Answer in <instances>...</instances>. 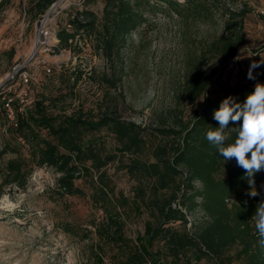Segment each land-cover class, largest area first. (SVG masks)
<instances>
[{"label":"rangeland","instance_id":"374dc122","mask_svg":"<svg viewBox=\"0 0 264 264\" xmlns=\"http://www.w3.org/2000/svg\"><path fill=\"white\" fill-rule=\"evenodd\" d=\"M54 4L39 16L32 0H0V98H12L27 108L47 100L55 114L81 113L98 119L108 113L140 126L145 143L140 152L128 154L109 129L88 133L87 143L116 158L101 172L83 173L76 181L81 192L76 195L59 189L60 174L55 169L31 164L25 187L10 186L0 196V264H95L94 254L104 248L97 231L107 215L94 186L109 185L114 190L111 211L120 215L126 236L136 240L143 235L147 222L155 219L151 204L155 179L132 169L135 162L154 163L155 150L174 140L159 130H179L190 122L201 111L205 96L216 95L226 85L255 86L256 79L247 78L249 66L264 58V19L245 0H226L215 7L213 16L198 21L170 15L161 5L145 15L147 21L111 60L97 47L98 32L80 34L68 50L59 51L55 39L60 29L74 31L70 23L80 12H92L100 22L104 0H55ZM240 4L248 14L232 19L231 6ZM45 23L53 39L41 36ZM230 32L244 34L245 40L238 56L221 65V57L209 50ZM217 67L207 94L192 103L188 89L195 74ZM258 69L253 70L256 77ZM24 72L30 79L27 86L20 81ZM8 116L0 105V153L11 138ZM14 156L0 157V166ZM229 170L223 167L222 176ZM172 193L161 192L159 197ZM189 221L201 223L204 214L189 215ZM107 250L105 264H113Z\"/></svg>","mask_w":264,"mask_h":264},{"label":"trees","instance_id":"16d2710c","mask_svg":"<svg viewBox=\"0 0 264 264\" xmlns=\"http://www.w3.org/2000/svg\"><path fill=\"white\" fill-rule=\"evenodd\" d=\"M32 3L37 15L44 16L55 0H32ZM104 3L100 22L94 13L83 11L70 23L74 31L65 28L58 31L59 51L70 49L80 34L93 36L98 32L97 47L111 60L128 37L147 21L145 15L155 13L161 5L170 15L175 13L186 21H198L213 16L215 7L226 0H104ZM229 11L232 19L248 14L246 7ZM244 40V34L230 32L209 51L221 57L222 65L238 56ZM218 71L217 67L209 73L195 74L188 89L192 103L207 94ZM256 82L264 84V65L257 70ZM254 88L250 82L226 85L216 95L205 96L201 111L179 130H159L162 135L174 139L172 144L155 150L154 163L148 165L137 160L132 167L155 179L151 200L155 219L147 222L145 233L136 240L126 236L120 215L111 211L115 208L110 197L114 190L109 185L94 186V193L99 197L97 201L103 203L107 215L97 231L104 248L101 246V254H94L95 264H105V257L109 255L107 249L113 264H264V247L259 244L253 219L257 206L264 202V170L253 177L258 193L253 197L249 195L252 188L245 170L237 166L234 158L225 161L206 139L207 131L219 127L213 112L218 110L221 101L233 96L243 104ZM46 103L47 100H38L21 112L20 104L12 102L16 124L7 129L11 138L0 157L9 153L15 156L0 166V196L10 186L25 187L32 173L31 164L55 169L60 174L58 187L65 194L81 193L76 181L82 174L92 169L101 172L116 158L104 156L91 142L87 143L88 133L109 129L116 135L123 153L133 154L143 148V129L135 123L111 117L108 113L98 119L81 113L55 114ZM5 104L0 98V105L6 112ZM240 123L242 121L229 123L225 130L229 139L225 145L234 143L236 133L231 128L239 127ZM24 148H28L26 156ZM225 166L230 168L226 177L221 173ZM103 183L101 177L98 184ZM171 190L170 196L159 197L161 192ZM198 211L204 214L205 221L190 222L189 215Z\"/></svg>","mask_w":264,"mask_h":264},{"label":"clouds","instance_id":"9594fccd","mask_svg":"<svg viewBox=\"0 0 264 264\" xmlns=\"http://www.w3.org/2000/svg\"><path fill=\"white\" fill-rule=\"evenodd\" d=\"M264 65V58L252 61L247 78L255 80L253 70ZM213 118L219 124L215 130L206 133L207 141L213 145L225 161L235 159L237 166L243 168L252 190L249 195H258L255 190L254 175L264 170V84L257 83L254 91L247 95L243 104L233 96L224 98ZM239 127L231 128L236 133L234 143L225 145L229 137L225 134L229 123L241 122ZM250 154V155H249ZM259 236V244L264 247V202H261L253 216Z\"/></svg>","mask_w":264,"mask_h":264},{"label":"built area","instance_id":"2783aa9c","mask_svg":"<svg viewBox=\"0 0 264 264\" xmlns=\"http://www.w3.org/2000/svg\"><path fill=\"white\" fill-rule=\"evenodd\" d=\"M56 4H54L53 6L55 7ZM230 6V5H229ZM239 8H234L231 6V10H240V9H243V5L240 4L238 5ZM41 36H44L45 40H48V39H53V33L52 31L48 28V23H45V24H42L41 26ZM50 37V38H49ZM56 39V43L59 44V40L57 37H55ZM49 72H51V70H49ZM22 77L20 78V81L23 83V86H27L30 82V79H29V75L27 72H24L23 74H21ZM3 101L6 102L5 104V108H6V112L8 113V117L11 118V124H16V115H15V112H14V109H13V106H12V102L14 101L12 98H7V97H4L3 98ZM25 108H26V105H23L21 106L20 108V111L21 112H24L25 111Z\"/></svg>","mask_w":264,"mask_h":264},{"label":"crops","instance_id":"0c3cea01","mask_svg":"<svg viewBox=\"0 0 264 264\" xmlns=\"http://www.w3.org/2000/svg\"><path fill=\"white\" fill-rule=\"evenodd\" d=\"M247 4H252L257 9V13L264 19V0H245Z\"/></svg>","mask_w":264,"mask_h":264}]
</instances>
